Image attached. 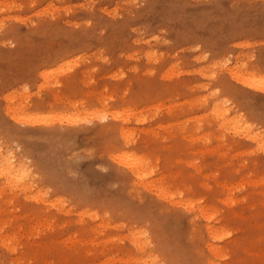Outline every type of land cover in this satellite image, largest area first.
<instances>
[{
	"label": "rangeland",
	"instance_id": "obj_1",
	"mask_svg": "<svg viewBox=\"0 0 264 264\" xmlns=\"http://www.w3.org/2000/svg\"><path fill=\"white\" fill-rule=\"evenodd\" d=\"M1 159L0 264H264V0H0Z\"/></svg>",
	"mask_w": 264,
	"mask_h": 264
},
{
	"label": "bare ground",
	"instance_id": "obj_2",
	"mask_svg": "<svg viewBox=\"0 0 264 264\" xmlns=\"http://www.w3.org/2000/svg\"><path fill=\"white\" fill-rule=\"evenodd\" d=\"M127 159H129V158H127ZM4 160L3 159H1L0 160V163H1V165H2V167H4L3 168V170H5L6 169V164H4ZM139 164V162L137 161V160H134V169L135 170H137L138 168L137 167H135V166H137ZM132 166V165H131ZM3 170H0L1 171V173L4 175V176H6V177H10V179H11V181H13V182H15V185H17L18 183H20V184H22L23 182H25L26 180H27V178H26V180H25V174L23 173V174H20V173H17V174H14V173H12V170H8V171H3ZM1 173H0V175H1ZM17 182V183H16ZM218 249H217V247H213L212 248V251L213 252H216Z\"/></svg>",
	"mask_w": 264,
	"mask_h": 264
}]
</instances>
